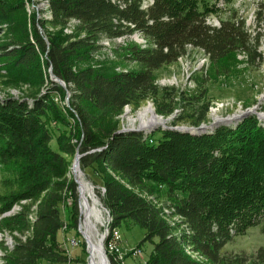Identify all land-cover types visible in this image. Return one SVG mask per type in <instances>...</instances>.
I'll list each match as a JSON object with an SVG mask.
<instances>
[{
    "label": "trees",
    "instance_id": "16d2710c",
    "mask_svg": "<svg viewBox=\"0 0 264 264\" xmlns=\"http://www.w3.org/2000/svg\"><path fill=\"white\" fill-rule=\"evenodd\" d=\"M39 1L50 17L28 13L32 0H0V172L7 176L0 214L24 203L0 221V230L26 236L12 248L0 244L3 264L68 261L57 235L67 227L60 207L68 200L69 228L76 227L78 192L70 176L76 153L81 171L96 168L112 228L124 223L143 230L139 245H152L145 264H224L228 243L264 225L261 122L251 115L234 127L197 134L162 129L155 142L153 134L117 132L124 109L157 96L160 72L190 52L207 59L191 76L200 94H180L157 113L168 115L179 105L189 112L179 122L205 124L206 85L262 60L264 3L252 35L234 10L219 26L209 25L208 15L219 12L201 0ZM132 34L146 46L127 40L115 47L116 61L95 58L103 41L114 45ZM50 123L67 128L55 149ZM253 264H264V245Z\"/></svg>",
    "mask_w": 264,
    "mask_h": 264
},
{
    "label": "rangeland",
    "instance_id": "374dc122",
    "mask_svg": "<svg viewBox=\"0 0 264 264\" xmlns=\"http://www.w3.org/2000/svg\"><path fill=\"white\" fill-rule=\"evenodd\" d=\"M201 1L206 2L209 5H213L215 3V0ZM217 1L222 3V8L224 10H234L236 13H240L241 16L246 18L247 21H249V19H252L250 20L251 23L249 29L252 35H254L253 29L255 26V21L251 16L255 17V12L260 7V4L264 3V0ZM26 9L28 13L35 12L38 19L41 17L46 18L48 16L46 6L39 0H32L31 4L27 3ZM231 11L229 13H231ZM208 16L210 19L215 16L217 18H222L224 17V14L210 13ZM135 37L137 36H134L133 34L131 36H128L127 39H130L129 41L136 42L137 38ZM126 41L127 40H124L120 43L115 41L114 45L111 44V46L109 47L106 46V48H102L100 53L97 54L95 58L98 60L108 59L110 61H116L114 54V51L116 50L115 47L117 45L126 43ZM102 43H106V41H103ZM102 47L104 46L102 45ZM259 51L262 57L259 65L251 66L248 68H244V66H241L231 77L219 78L209 82L206 85V93L204 97L205 102L209 104V112L207 121L205 124H201L202 126H208L213 122L218 123L217 126L226 125L225 123L219 122L234 117L236 118V120L232 122L233 125L231 126L234 127L235 125H237L236 122L239 119H242L240 118L242 114H245L247 112L264 114V35L261 37ZM241 60L242 59H240V61ZM206 64L207 59H205V57L202 56L201 53L190 52V54L186 58L179 60L175 65L163 69L156 80L157 86L159 87L157 96H149L139 104L125 108L122 116L120 117V128H138V113L142 111V109L146 106H151L154 110L155 118L160 122L165 121L166 123H163V125L167 127L195 128L188 123L179 122L182 117L186 116V114H189V112H187L186 110L183 112L182 106H174L172 109V113L165 116H160L157 112L159 109H163L165 111L169 109V107H172L170 106L171 102L177 99V96H179L180 94L187 93L190 96H194V98L197 97L200 92L197 91L195 85L191 81V76L194 71L200 70L201 67L205 66ZM117 69H119V67ZM10 91L11 96H19V92L17 90L12 89ZM3 97H5V95L3 93H0V99H2ZM53 100L58 105L60 110L62 109V106L65 105V101H60L57 96H53ZM212 113H215L214 117ZM217 118L218 120H216ZM130 120H133V123H131ZM69 121L72 122V120ZM260 122L264 127V120H260ZM161 126L162 125L157 124V126H154L146 130V133H143L146 136L153 134L151 140L155 142L161 137V134L158 132L159 130H162ZM48 128L53 137L50 145L52 149H55V138H57L58 134L60 133L67 134V128L64 126H57L54 123H50V126H48ZM151 140H149V142ZM80 172V178L83 180V182L90 185L95 199L97 198L96 200H98L103 209L102 211L104 216V223L97 224L94 219H92V222H95V227L98 235L102 236L103 250L108 263L145 264L152 250V245L149 243L139 245L140 241L143 238V230L124 223L121 224L118 228H112L111 217L109 215V217L106 215V210L102 206L100 201L101 193L99 194V192H101L102 189L100 190L99 188L101 187V182L96 175V168L90 167L85 171L80 170ZM70 176L74 180L72 169H70ZM5 177L7 176L3 175L0 172V194L5 191V188L1 184V180ZM161 188L162 187H159V189ZM77 192V215L75 216L76 227L69 228L72 223V220L70 219L71 215H69V204L71 203V201L68 200L67 207H60V216L62 217V220L67 224V227H63L62 230L58 233L57 240L59 241L62 249H64L65 246H69L68 241H70L71 239L75 240L77 243V246L71 248L68 247V250L65 251V255L68 258V261L65 264H89L88 246L84 235L81 233V224L83 223L84 217L81 214L80 210L78 186ZM263 245L264 225H262V227L261 225L251 227L243 234L236 236L230 243H228L224 247V249L222 250V256L225 259L224 264H253L255 253ZM109 246L114 247V250L111 253L108 251ZM136 251H140V256L134 258L132 255Z\"/></svg>",
    "mask_w": 264,
    "mask_h": 264
},
{
    "label": "bare ground",
    "instance_id": "6f19581e",
    "mask_svg": "<svg viewBox=\"0 0 264 264\" xmlns=\"http://www.w3.org/2000/svg\"><path fill=\"white\" fill-rule=\"evenodd\" d=\"M220 6L223 7L221 2H220ZM237 15L241 16L240 13H237ZM224 16H227V15L224 14ZM48 17H50L49 13H48ZM251 17L255 21V17H253V16H251ZM242 18H244V17L242 16ZM219 19L220 18H217L216 16L213 17L212 19H210L208 17L207 22L209 25L217 27V26H219ZM244 19L246 22V26L250 27V23H251L250 20H252V19H249V21H247L246 18H244ZM249 32H250V30H249ZM65 33L70 34L71 33L70 28H67L65 30ZM134 36H137V37H135V38H137V41L135 40L136 42H133V43H136L138 46H141L142 48L146 46L145 39L143 40L139 35L134 34ZM124 40H130V39H127V38L115 39V41L118 43H120ZM112 42L113 41H111V42L106 41V43H101V44L104 46V48H106V46L107 47L111 46V44H113ZM129 42H131V41H129ZM212 115L214 117L215 113H212ZM259 117L262 120H264V114L259 115ZM137 120L139 121L138 129L141 132H144V131H146V130L154 127V126H157V124L163 125V122H160L158 119L155 118L154 110L152 109L151 106H146L145 108H143L142 111H140L138 113ZM216 120H218V118ZM130 121H131V123H133V120H130ZM75 175H76V178L78 180V186H79L80 210H81V214L84 217L83 223L81 224V233L84 235V238L87 242L88 253H89V264H109L107 261L106 255L104 253V250H103L102 236L98 235L96 227H95V222L97 224L98 223H100V224L104 223V218H103L104 216H103V211H102L103 209H102L100 203L98 202V200H96L97 198L95 199L90 185L83 182V180L80 178L79 171H75ZM103 192L104 191L102 189V193ZM22 204H24V203L21 202L19 204H15L7 212L0 214V221L3 218H7V217H10V216L17 214L20 211ZM106 215L108 216L109 213L107 212ZM92 219H94L95 222H92ZM25 237L26 236H21L18 233L13 232L11 234L9 232L0 230V244H3L5 248H12L14 246V244L16 243L15 241H17V240L25 241ZM70 241H68L69 246H70ZM108 251L111 253L113 251V247L109 246ZM3 255H4V252L0 249V264H3V261H2Z\"/></svg>",
    "mask_w": 264,
    "mask_h": 264
},
{
    "label": "water",
    "instance_id": "95a60500",
    "mask_svg": "<svg viewBox=\"0 0 264 264\" xmlns=\"http://www.w3.org/2000/svg\"><path fill=\"white\" fill-rule=\"evenodd\" d=\"M49 78L59 84L61 87L64 88V84L58 80V79H55L53 78L50 70H49ZM250 113V114H249ZM260 114H263V113H252V112H247L245 114H242L240 116V118H244V117H247L249 115H254L256 116V118L260 121L262 120L259 115ZM239 118V117H238ZM236 120V118H229V119H225L223 120L222 122H219V123H225L226 125H230V124H233L232 122ZM263 121V120H262ZM163 123H166L165 121H163ZM217 124L216 122H213L212 124L208 125V126H199L197 128H188V127H175V128H172V127H167L165 125H162V129L163 130H174V131H178V132H183V133H190V134H197V133H201V132H204L206 130H212L214 128L217 127ZM127 132H141L138 128L134 129V128H120V130L117 132V134H121V133H127ZM144 133H146L144 131ZM79 158H80V155L76 154L75 157H74V160H73V163H72V166L70 169H72V174H73V177H74V182L77 184L78 186V180L76 179V175H75V171H79V173L81 174L80 172V169H79ZM78 191H79V186H78ZM87 243V242H86Z\"/></svg>",
    "mask_w": 264,
    "mask_h": 264
},
{
    "label": "built area",
    "instance_id": "2783aa9c",
    "mask_svg": "<svg viewBox=\"0 0 264 264\" xmlns=\"http://www.w3.org/2000/svg\"><path fill=\"white\" fill-rule=\"evenodd\" d=\"M214 6H215V8L217 9V11H218L219 13H223V14L229 15V12L231 11V10H224V9L220 6V2L217 1V0H215ZM232 9H234V8H232ZM101 193H102V191H101ZM105 210H106V209H105ZM106 214H107V210H106ZM75 246H77L76 241L73 240V239H71V241H70V246H68V247L71 248V247H75ZM68 247L65 246L63 250H64V251H67V250H68V249H67ZM112 247H113V246H112ZM113 250H114V247H113ZM132 256H133L134 258L140 256V251H136V252H134Z\"/></svg>",
    "mask_w": 264,
    "mask_h": 264
}]
</instances>
